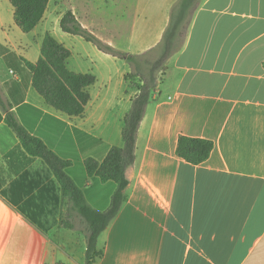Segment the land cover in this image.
Returning a JSON list of instances; mask_svg holds the SVG:
<instances>
[{
	"label": "crops",
	"instance_id": "obj_1",
	"mask_svg": "<svg viewBox=\"0 0 264 264\" xmlns=\"http://www.w3.org/2000/svg\"><path fill=\"white\" fill-rule=\"evenodd\" d=\"M176 1L50 0L25 32L11 1L0 0V264H87L85 234L60 224L69 196L9 115L69 162L92 207L107 209L117 188L89 175L85 161L123 146L138 89L125 79V59L63 31L66 11L141 54L161 41ZM47 32L71 50V70L96 77L82 115L50 105L33 85L28 62L39 60ZM155 93L127 169V200L99 237L96 264H264V0H202ZM181 135L212 140L209 158L180 157Z\"/></svg>",
	"mask_w": 264,
	"mask_h": 264
},
{
	"label": "trees",
	"instance_id": "obj_2",
	"mask_svg": "<svg viewBox=\"0 0 264 264\" xmlns=\"http://www.w3.org/2000/svg\"><path fill=\"white\" fill-rule=\"evenodd\" d=\"M15 8V21L25 32L32 31L42 20L50 0H10ZM202 0H177L174 4L170 22L159 44L141 54L131 53L97 36L84 26L72 10H67L61 20L63 31L79 35L92 42L103 52L125 59L130 70L125 74L131 88L138 93L132 99L131 109L124 118L123 146L110 149L103 161L88 158L85 161L89 175H97L103 181L112 180L117 184L107 209L92 207L86 200L83 190L67 174L69 162L58 157L39 138L28 133L12 115L8 122L20 136L23 144L35 155L43 157L52 167L62 184L64 193L69 196L70 207L67 216L60 224L65 228H78L86 238V263L96 264L103 255L98 246L99 237L109 223L119 213L127 200V188L130 180L127 169L136 161L137 140L141 123L168 61L174 52L184 44L193 17ZM182 41V43H181ZM181 43V44H180ZM71 50L47 32L41 56L36 63L28 62L32 72L35 89L55 108L78 116L85 112L91 98L88 87L95 83L96 77L91 73H78L68 67ZM214 148V142L206 138L181 135L178 140L177 154L193 164L206 161ZM39 226L48 231V228Z\"/></svg>",
	"mask_w": 264,
	"mask_h": 264
},
{
	"label": "rangeland",
	"instance_id": "obj_3",
	"mask_svg": "<svg viewBox=\"0 0 264 264\" xmlns=\"http://www.w3.org/2000/svg\"><path fill=\"white\" fill-rule=\"evenodd\" d=\"M115 14V13H114ZM116 16V14L113 16V18ZM118 19V18H117ZM122 19H123V22L125 23V26H126V28L128 29V31H130V29H131V24H127L128 22H130L131 21V17H130V15L129 14H125L123 17H122ZM139 26H140V24H139ZM181 43H182V41H181ZM180 43V44H181ZM120 49V48H119ZM175 53V52H174ZM165 72V71H164ZM164 72L163 73H161V75H160V77L162 78L163 77V74H164ZM156 94V93H155Z\"/></svg>",
	"mask_w": 264,
	"mask_h": 264
}]
</instances>
